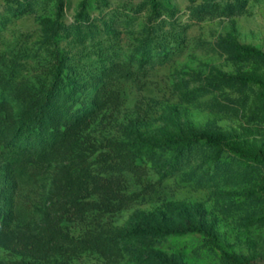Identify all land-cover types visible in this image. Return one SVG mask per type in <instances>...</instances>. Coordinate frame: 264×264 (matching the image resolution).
I'll return each mask as SVG.
<instances>
[{
  "label": "rangeland",
  "instance_id": "1",
  "mask_svg": "<svg viewBox=\"0 0 264 264\" xmlns=\"http://www.w3.org/2000/svg\"><path fill=\"white\" fill-rule=\"evenodd\" d=\"M0 104V264H264V0H0Z\"/></svg>",
  "mask_w": 264,
  "mask_h": 264
},
{
  "label": "trees",
  "instance_id": "2",
  "mask_svg": "<svg viewBox=\"0 0 264 264\" xmlns=\"http://www.w3.org/2000/svg\"><path fill=\"white\" fill-rule=\"evenodd\" d=\"M236 49L239 50L243 54H254L256 50L250 47L236 46ZM59 84V79L57 78L54 84L50 87L48 91L49 98H55L57 95V88ZM43 114H40L38 120L30 122L29 125L31 130H24L22 132H17L16 145L13 146V150L23 152L25 150L30 149L32 151L31 158L34 162L40 160L41 158H50L59 148L60 138L69 133L70 130L75 126L77 116L74 115L73 110L70 108L63 113L57 115V117L48 123H43L41 121ZM5 125V117L2 114V105L0 104V131L3 129ZM206 142L212 146L223 147L224 140L220 136H215L209 133H200L194 134L189 143V147L192 145H196L200 142ZM172 144L179 145V141L175 139H171L166 141V146H170ZM236 156L244 157L245 155L237 150H231ZM163 232L164 236L170 237H180L182 235H187L195 232H202L200 229L190 226L187 229L180 230L176 228H160ZM55 233V231H54ZM145 238L149 240V242L153 241L152 233H145ZM97 241H101L104 246H110V244H118L124 240V234H119L113 238H105L100 237Z\"/></svg>",
  "mask_w": 264,
  "mask_h": 264
}]
</instances>
